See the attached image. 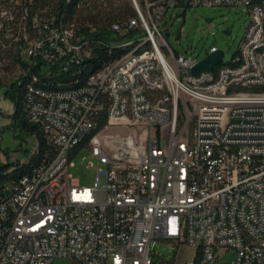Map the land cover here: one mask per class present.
<instances>
[{
    "label": "built area",
    "instance_id": "1",
    "mask_svg": "<svg viewBox=\"0 0 264 264\" xmlns=\"http://www.w3.org/2000/svg\"><path fill=\"white\" fill-rule=\"evenodd\" d=\"M131 2L135 16L108 37L123 53L69 88L33 83L74 78L87 39L40 15L29 32L25 10L23 109L48 150L2 188L0 264H264V0ZM199 5L246 6L250 22L231 63L194 76L199 60L170 46L165 16ZM1 20L11 11L0 8ZM82 148L86 167L98 165L91 186L69 172ZM157 240L176 247L172 261Z\"/></svg>",
    "mask_w": 264,
    "mask_h": 264
},
{
    "label": "trees",
    "instance_id": "2",
    "mask_svg": "<svg viewBox=\"0 0 264 264\" xmlns=\"http://www.w3.org/2000/svg\"><path fill=\"white\" fill-rule=\"evenodd\" d=\"M0 8L8 9L12 13L10 22L1 20L0 62L6 70L10 67L16 68L18 74L10 86V98L13 99L15 107L14 119L23 131L35 134L38 139L36 149L26 155L25 159L0 164L1 198L2 188L7 184L15 183L21 176L30 174L48 150L39 129L27 121L23 109L24 92L31 81V73H29L31 67L29 60H25L22 55L25 41L17 26L25 10L28 13L25 24L29 32H32L30 19L34 15H40L46 18L53 17L58 24L63 26H73L76 35L84 36L88 41L89 55L85 58L76 76L73 78L69 74H60L56 80L61 82V85H57L52 80L49 82L43 76L33 83L45 88H57L58 86L69 88L83 84L89 74L98 71L122 54L123 50L115 47L108 37L112 36V25L116 23L123 25L126 20L135 16V10L131 0H0ZM19 77L21 78L20 83L17 80ZM0 86H2L1 78Z\"/></svg>",
    "mask_w": 264,
    "mask_h": 264
},
{
    "label": "rangeland",
    "instance_id": "3",
    "mask_svg": "<svg viewBox=\"0 0 264 264\" xmlns=\"http://www.w3.org/2000/svg\"><path fill=\"white\" fill-rule=\"evenodd\" d=\"M206 19H211L206 22ZM173 20V21H172ZM165 21L172 26L167 42L175 52L192 58L202 59L214 46L224 52L223 62L228 63L240 49L245 36L246 28L250 22V15L246 6H188L170 8L165 16ZM231 26L229 35L224 30ZM29 60L28 56H24ZM50 65H45L40 70L41 75L49 72ZM16 68L6 70L0 62V164L25 159L38 145L35 134L23 131L14 119V102L10 98L11 84L17 77ZM88 151L82 148L71 159L69 172L80 186H91L96 177L98 165L87 168ZM103 180V178H101ZM153 249L166 261H172L176 247L165 241H155ZM184 254L192 258L193 251L185 250ZM236 258V251L229 250L223 253L220 260L230 263ZM183 259H177L180 263ZM53 264H70L68 257H55Z\"/></svg>",
    "mask_w": 264,
    "mask_h": 264
},
{
    "label": "water",
    "instance_id": "4",
    "mask_svg": "<svg viewBox=\"0 0 264 264\" xmlns=\"http://www.w3.org/2000/svg\"><path fill=\"white\" fill-rule=\"evenodd\" d=\"M206 22H210L211 19H206ZM172 26V22L169 24V29ZM224 33L229 35L231 33V26L224 30ZM170 35L169 31L166 32L165 37ZM224 52L222 50H216L215 52H208L201 60H199L192 68L191 74L197 76L203 72H212L219 63L223 61Z\"/></svg>",
    "mask_w": 264,
    "mask_h": 264
}]
</instances>
